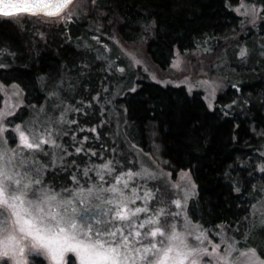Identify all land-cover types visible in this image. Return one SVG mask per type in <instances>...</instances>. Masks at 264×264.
Instances as JSON below:
<instances>
[{
	"label": "trees",
	"instance_id": "1",
	"mask_svg": "<svg viewBox=\"0 0 264 264\" xmlns=\"http://www.w3.org/2000/svg\"><path fill=\"white\" fill-rule=\"evenodd\" d=\"M240 1L96 0L89 19L73 18L44 31L47 39L43 40L36 31L28 46L20 30L3 21L0 47L10 52L5 56L9 67L1 70V76L11 71L12 81L23 87L27 104L24 113L38 105L48 106L45 111L56 114L59 108L53 109L52 105L59 99H64L61 108L69 104L81 107L83 102L81 112L68 114V119L78 123L64 126L71 128L69 135L76 134L77 141L85 135L89 137L85 148L94 147L96 157L92 159L101 162L100 153L113 146L118 148L114 155L128 167L134 154L127 143L131 141L173 174L189 171L198 189L189 209L192 220L207 229L223 225L241 247L255 248L264 255V230L254 228L246 241L243 235L249 222L244 217L258 224L261 214L257 208H264L256 199L264 187V177L259 172L264 163L260 155L264 148V56L253 52L255 44L251 41L245 42L252 52L246 55L248 64L242 83L230 85L217 97L215 109L210 110L201 92L189 93L184 86H164L145 77L139 68H134L118 42L146 41L152 62L167 71L177 52L185 55L202 45L217 48L234 40L242 19L230 7ZM252 35H256L257 43L264 39V21ZM240 43L233 47L235 55L230 49L228 53L239 63L246 59L244 56L238 60ZM118 68L125 71L120 73ZM62 80L65 83L60 98L49 95L53 83ZM69 82L73 85L70 89ZM97 93L99 104L92 100ZM81 126L85 131L79 130ZM92 127L100 133L98 139L94 140L95 133L87 131ZM118 128L126 136L116 137L113 144ZM65 138L64 142L70 144ZM81 158L86 161L87 157L81 153L67 159L79 163ZM57 175L59 179L66 173ZM56 180V184L62 182ZM236 187L241 191L236 192ZM252 205L256 207L250 215ZM237 224L238 232L234 231Z\"/></svg>",
	"mask_w": 264,
	"mask_h": 264
},
{
	"label": "snow or ice",
	"instance_id": "2",
	"mask_svg": "<svg viewBox=\"0 0 264 264\" xmlns=\"http://www.w3.org/2000/svg\"><path fill=\"white\" fill-rule=\"evenodd\" d=\"M72 5L73 0H0V17L44 15L68 21L73 15ZM259 11L264 12V7ZM247 54V48L241 49V57ZM131 59L137 65L141 63L134 55ZM4 67L0 61V68ZM117 70L125 71L124 68ZM64 83L63 80L59 84L54 82L49 95L60 98ZM11 87L18 90L12 95L19 97L22 91L19 85L13 83ZM67 87L72 88V83ZM0 92L7 95L2 82ZM92 100L99 104L100 94ZM91 102L88 101L89 107ZM22 103L21 99L13 108ZM63 104L64 99H59L52 107L61 108ZM82 106L69 104L61 108L58 116L54 111L45 112L42 107L25 127L6 121V116L14 112L0 110V264H37V260L39 264L45 261L69 264V253L71 264H264V255L258 254L255 248H238L240 242L235 235L229 238L223 225L217 230L215 226L206 229L193 224L183 211L181 199L171 201L181 211L161 206L159 200L151 205L155 192L148 186L149 181L164 175L171 177V173H165L158 166L156 170L148 168L142 158L146 154L138 145L127 141L129 149L139 158L137 171L125 168L115 155L106 160L101 156V163L93 162L91 157L96 156V151L91 145L85 148L84 142L89 139L86 135L79 141L73 135L72 143L66 145L62 138L69 130L62 126L77 124V120L68 119V114L81 112ZM9 125H14L12 132L5 135ZM79 130L85 131V128L81 126ZM87 131L95 133L94 140L100 136L95 127ZM113 135L126 136V133L118 128ZM111 151L115 154L117 148L112 147ZM81 153L88 157L87 162L83 158L79 163L76 159H67ZM260 155L264 157V152ZM41 157L49 159L45 162ZM83 164L87 166L81 167ZM259 172L264 177V163L260 164ZM61 173L66 175L56 184L55 177ZM153 187L159 191V187ZM172 187L179 190L181 186L174 183ZM235 191L240 192V187ZM183 192L186 204L190 195L187 186ZM256 199L264 206V187ZM255 207L252 205L250 215L254 214ZM244 219L249 221L243 233L245 241L254 228L264 230V213L258 224L248 216ZM234 231H239L238 224ZM210 232L220 237L219 242Z\"/></svg>",
	"mask_w": 264,
	"mask_h": 264
},
{
	"label": "rangeland",
	"instance_id": "3",
	"mask_svg": "<svg viewBox=\"0 0 264 264\" xmlns=\"http://www.w3.org/2000/svg\"><path fill=\"white\" fill-rule=\"evenodd\" d=\"M96 1V0H95ZM95 3H93V0H74L72 5V12L73 15L70 20L73 18L81 17L89 19L91 17V14L94 11ZM264 7V5L261 3L260 0H241L240 3L237 6L230 7V9L242 19V24L240 27V32L238 36L231 41L225 42L221 45H219L217 48L211 47V45H202L198 48L194 49L193 51L183 55L180 53L175 54V59L167 71H161L150 59V57L147 54L146 51V41H141L138 43H123L121 41H118L120 43V46L122 50L126 53V56L130 59L131 63L133 64L134 68H139L141 73L145 75L148 79H150L153 82L159 83L161 85H174V86H184L188 90L189 93L193 92H201L203 94V98L206 102L207 107L210 110L215 109V103L217 97L224 93L230 85H233L236 87L238 84H241L243 81V73L247 69L248 64V56H246V59L244 57L240 56V52L238 54L239 59H244L243 62H235L232 60V56H229V49L230 53L232 55H235V51L233 50V47L235 46V43H240L242 47L241 49L246 48L245 42L251 41L253 44H255V49L253 52H258L260 56H264V39L258 41V43L255 41V36L252 35L253 31H256L258 28V25L264 21L263 12L259 11L260 8ZM238 9V10H237ZM67 11V9H66ZM3 21H9V23L14 26L15 29L20 30L21 35L23 36V39L26 40V46H28V41L34 39L36 37L35 32L39 31V38L40 40H43V38L47 39L46 36H44V31H49L53 27H59L60 25L67 23L64 19H56V18H50L44 15H41L39 17L37 16H18L14 17L12 19H6L3 17H0V22ZM69 21V20H68ZM37 34V35H38ZM244 37H246L244 39ZM13 47V45H12ZM14 48V47H13ZM248 54L249 52H252L250 48H248ZM0 52L3 54L0 55V61H3L6 67L5 69H8L9 65L8 58L5 57L7 53L10 52L8 48H1ZM6 53V54H4ZM134 55L136 59L140 60L141 63L137 65L135 61L131 59V55ZM179 54V55H178ZM231 57V58H230ZM4 68H0V75L1 70ZM14 73H11V71L7 74H3V77H0V82H2L6 86L7 95L5 92H0V110L4 112L12 111L14 112L13 115L6 116V121H12L15 124H20L22 127H25L28 123H30L34 117L36 116L37 112L43 107L44 109H47L48 106H31L29 107V111L27 113H24V108L27 105L26 104V95L23 87L15 81H12L14 79ZM155 77V79L153 78ZM207 81V83H201ZM18 84L19 90H22L20 92V96H14L12 95L13 92L18 91L17 89H13L11 87V84ZM190 85L191 91L189 90ZM213 89H215L213 93ZM23 100L22 104H19L18 107L13 108L14 104H17L19 100ZM211 105V107L209 106ZM61 109H58V112L56 111V115L58 116ZM46 112V111H45ZM67 125V124H65ZM14 125L8 126V132L5 133V135H9L12 132ZM66 128L64 125L62 126ZM68 128V127H67ZM66 128V129H67ZM70 127L68 128L69 132L68 135L64 136L70 137L67 138L71 143L73 135L76 136V134L70 133ZM65 138V139H66ZM18 141V136L16 137ZM77 139V137H76ZM115 141L116 137H114ZM66 145L67 143L64 142ZM9 144H12L11 139H9ZM87 143L84 142V146ZM14 146V145H12ZM116 146H118L116 144ZM113 147V146H112ZM117 148V147H116ZM112 148L109 149V151L100 153L99 157H103L105 160L112 157L114 154L111 151ZM118 149V148H117ZM117 152V151H116ZM261 152H264V148L261 150ZM143 161L144 164L153 170H156V167L158 166L159 169L164 170L165 173H168L170 171L164 169L162 165H160L153 156L149 155L145 151H143ZM83 154V153H82ZM90 155V154H89ZM76 156V155H75ZM131 160L135 159L137 162L135 164H130L128 167H131L133 171H137L139 169V158L135 157L134 154L131 155ZM96 157V156H92ZM91 160L95 163H101L97 161L96 159ZM45 162L48 161V157H41ZM122 159V157H121ZM88 157L86 158L87 162ZM115 163V161H114ZM124 167L126 166L125 163ZM87 166L84 164L81 167ZM125 167V168H128ZM70 168V167H69ZM171 173V177H167L166 175L160 176L159 179H153L149 181L148 186L153 189V192H155V199L151 201V205H156L157 201H161V206H165L167 208L181 211V209H176V206L171 203L174 199H181L182 205H183V211H185L188 215V217L191 219L193 224H198L194 220H192L189 209L192 201L197 197L198 189L197 184L195 183V180L192 176V174L189 171H180L176 174ZM59 179L63 178V175L59 176ZM55 179H58V175H56ZM56 180V181H57ZM66 181V180H65ZM192 182H194V187L192 186ZM56 183V182H55ZM179 183L180 189L177 190L176 188L172 187V184ZM153 185L159 187V191H156V188L153 187ZM187 186L188 191L190 193L187 203L184 204V192L183 188ZM177 192H179V195H177ZM137 203H140L139 201ZM257 210H259V213H264V208L258 207ZM201 225V224H200ZM221 226V225H220ZM220 226L216 227L217 230H219ZM213 228V227H212ZM207 229V228H206ZM211 229V228H208ZM224 231L227 232L229 238L233 236L231 231L226 229L224 226ZM209 235L213 237L217 242H219L220 237L218 235H215V233L210 232ZM238 248L244 249L245 247H241L240 244L237 245ZM72 258V254H68V260ZM42 259V258H41ZM37 264H39V261L37 260ZM45 264H50L49 261H45Z\"/></svg>",
	"mask_w": 264,
	"mask_h": 264
},
{
	"label": "flooded vegetation",
	"instance_id": "4",
	"mask_svg": "<svg viewBox=\"0 0 264 264\" xmlns=\"http://www.w3.org/2000/svg\"><path fill=\"white\" fill-rule=\"evenodd\" d=\"M0 77H1V75H0Z\"/></svg>",
	"mask_w": 264,
	"mask_h": 264
},
{
	"label": "water",
	"instance_id": "5",
	"mask_svg": "<svg viewBox=\"0 0 264 264\" xmlns=\"http://www.w3.org/2000/svg\"><path fill=\"white\" fill-rule=\"evenodd\" d=\"M74 1V0H73Z\"/></svg>",
	"mask_w": 264,
	"mask_h": 264
}]
</instances>
